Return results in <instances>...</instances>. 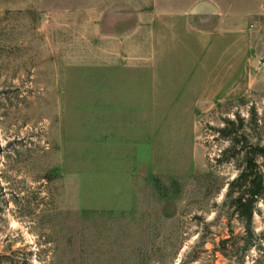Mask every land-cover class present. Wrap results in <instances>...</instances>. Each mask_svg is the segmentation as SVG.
<instances>
[{"label": "rangeland", "instance_id": "obj_1", "mask_svg": "<svg viewBox=\"0 0 264 264\" xmlns=\"http://www.w3.org/2000/svg\"><path fill=\"white\" fill-rule=\"evenodd\" d=\"M226 1L0 0V264H264V1Z\"/></svg>", "mask_w": 264, "mask_h": 264}, {"label": "trees", "instance_id": "obj_2", "mask_svg": "<svg viewBox=\"0 0 264 264\" xmlns=\"http://www.w3.org/2000/svg\"><path fill=\"white\" fill-rule=\"evenodd\" d=\"M259 185L254 186L253 190H251L250 192V197L251 199L245 200L244 198L240 197L238 199V213H239V217L241 218V220L248 222V223H252L253 221V217H254V206H253V202H254V198L256 196H258V194H260V190Z\"/></svg>", "mask_w": 264, "mask_h": 264}, {"label": "crops", "instance_id": "obj_3", "mask_svg": "<svg viewBox=\"0 0 264 264\" xmlns=\"http://www.w3.org/2000/svg\"><path fill=\"white\" fill-rule=\"evenodd\" d=\"M264 1V0H263ZM227 3H225V5H223V6H225V7H227V6H230V1L228 0V1H226ZM242 5H245V4H243L242 3ZM211 6H216L217 7V4H211ZM220 6H221V4H220Z\"/></svg>", "mask_w": 264, "mask_h": 264}]
</instances>
